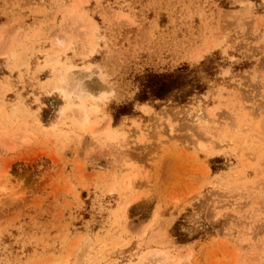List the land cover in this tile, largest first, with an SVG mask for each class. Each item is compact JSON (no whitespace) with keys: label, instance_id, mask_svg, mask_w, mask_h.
I'll use <instances>...</instances> for the list:
<instances>
[{"label":"rangeland","instance_id":"obj_1","mask_svg":"<svg viewBox=\"0 0 264 264\" xmlns=\"http://www.w3.org/2000/svg\"><path fill=\"white\" fill-rule=\"evenodd\" d=\"M63 64L119 140L62 115ZM0 80V264H264V0H0Z\"/></svg>","mask_w":264,"mask_h":264},{"label":"bare ground","instance_id":"obj_2","mask_svg":"<svg viewBox=\"0 0 264 264\" xmlns=\"http://www.w3.org/2000/svg\"><path fill=\"white\" fill-rule=\"evenodd\" d=\"M65 47H66L65 45L64 46L62 45V49H64ZM14 58H16V56H14ZM63 65H59V66L52 65L49 68V74H50L49 75V86L52 87L54 90L58 91L66 100V104L64 105V109L62 110V115L64 117H69V118H72V120H74V124L77 125L76 128H78V131H79L78 134L80 136L84 135V133L87 132L88 134L91 135L93 139H96V140L103 139L106 142H112V141L119 140L118 137H120V134H118V131H116L115 129L111 127L110 119L106 120V123L102 130L98 129V127L91 129V130L86 129L88 123L91 122L90 114L88 110L89 99L91 98V96L94 97V95L90 93L91 91L87 90V87H88L87 84H84L83 82H79L75 80L76 75L73 72L74 70L71 67H69L68 65H64V66ZM88 76H90V73ZM8 91H10L9 86L6 83H4L2 80H0V107L1 105H3V102L7 97ZM104 93H105L104 91L101 92V94H104ZM206 117L207 115L205 114V112H203L202 109H199L197 112H195V118L198 124L203 122V120ZM99 133L100 135H98ZM200 147L204 151L206 149L208 150L209 148L208 145H205V143H201ZM124 182L126 183L125 184L126 187H128L127 185L131 184L129 175L127 176L126 181ZM117 217H118V214H117ZM170 258L172 257H170L169 252L164 249L161 251H155L153 253H149L148 257H146L145 260H143V262L141 261L142 262L141 264H168L170 262ZM182 260L183 258L178 257L175 260V262L171 264H180Z\"/></svg>","mask_w":264,"mask_h":264},{"label":"trees","instance_id":"obj_3","mask_svg":"<svg viewBox=\"0 0 264 264\" xmlns=\"http://www.w3.org/2000/svg\"><path fill=\"white\" fill-rule=\"evenodd\" d=\"M180 77L175 71L165 73L151 72L144 75L136 100L144 103L151 99L164 98L174 89L178 88ZM120 112L121 114H128L129 110L126 106H123ZM116 118L117 115H115V120Z\"/></svg>","mask_w":264,"mask_h":264}]
</instances>
